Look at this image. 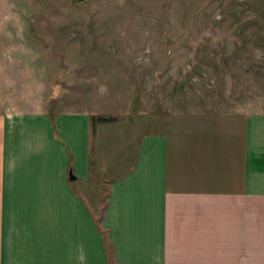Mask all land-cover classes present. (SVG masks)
Returning <instances> with one entry per match:
<instances>
[{
    "label": "crops",
    "instance_id": "crops-1",
    "mask_svg": "<svg viewBox=\"0 0 264 264\" xmlns=\"http://www.w3.org/2000/svg\"><path fill=\"white\" fill-rule=\"evenodd\" d=\"M90 114L0 115V264H264V110L141 134L97 216Z\"/></svg>",
    "mask_w": 264,
    "mask_h": 264
},
{
    "label": "rangeland",
    "instance_id": "rangeland-1",
    "mask_svg": "<svg viewBox=\"0 0 264 264\" xmlns=\"http://www.w3.org/2000/svg\"><path fill=\"white\" fill-rule=\"evenodd\" d=\"M40 107L111 117L78 186L97 216L141 134L264 110V0H0V115Z\"/></svg>",
    "mask_w": 264,
    "mask_h": 264
},
{
    "label": "trees",
    "instance_id": "trees-1",
    "mask_svg": "<svg viewBox=\"0 0 264 264\" xmlns=\"http://www.w3.org/2000/svg\"><path fill=\"white\" fill-rule=\"evenodd\" d=\"M111 117L109 116H104V115H94V114H90L88 116V119L90 120L91 123H94V122H106V121H109Z\"/></svg>",
    "mask_w": 264,
    "mask_h": 264
},
{
    "label": "water",
    "instance_id": "water-1",
    "mask_svg": "<svg viewBox=\"0 0 264 264\" xmlns=\"http://www.w3.org/2000/svg\"><path fill=\"white\" fill-rule=\"evenodd\" d=\"M67 174H68V179H69V180H73V179L75 178V176L72 174L70 168L68 169V173H67Z\"/></svg>",
    "mask_w": 264,
    "mask_h": 264
}]
</instances>
